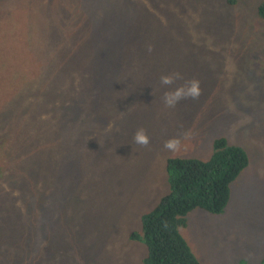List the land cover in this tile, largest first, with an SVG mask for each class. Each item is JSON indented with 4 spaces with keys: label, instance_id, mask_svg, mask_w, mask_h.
Wrapping results in <instances>:
<instances>
[{
    "label": "rangeland",
    "instance_id": "obj_1",
    "mask_svg": "<svg viewBox=\"0 0 264 264\" xmlns=\"http://www.w3.org/2000/svg\"><path fill=\"white\" fill-rule=\"evenodd\" d=\"M261 1L0 0V264H143L129 235L167 158L207 159L219 137L248 165L223 212L180 232L200 264H264ZM192 79L199 97L166 106Z\"/></svg>",
    "mask_w": 264,
    "mask_h": 264
},
{
    "label": "trees",
    "instance_id": "obj_2",
    "mask_svg": "<svg viewBox=\"0 0 264 264\" xmlns=\"http://www.w3.org/2000/svg\"><path fill=\"white\" fill-rule=\"evenodd\" d=\"M257 13L264 19V0ZM213 143L207 159L181 155L167 158L168 190L141 215L140 231L129 235L146 247L143 264H200L180 229L187 225V215L195 208L211 214L223 212L230 185L249 162L244 146L232 145L225 137Z\"/></svg>",
    "mask_w": 264,
    "mask_h": 264
},
{
    "label": "clouds",
    "instance_id": "obj_3",
    "mask_svg": "<svg viewBox=\"0 0 264 264\" xmlns=\"http://www.w3.org/2000/svg\"><path fill=\"white\" fill-rule=\"evenodd\" d=\"M180 78L181 77L179 73H173L162 75L160 80L163 86H171L176 80ZM200 94V81L197 79H192L165 91L163 99L166 106L174 107L181 99L186 97L197 98ZM134 141L139 145H147L149 143V137L143 128H140L135 132ZM164 147L172 152L178 151L180 147V141L177 138H170L165 142Z\"/></svg>",
    "mask_w": 264,
    "mask_h": 264
}]
</instances>
